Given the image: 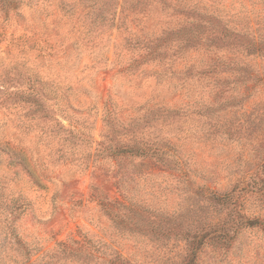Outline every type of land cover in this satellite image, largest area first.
<instances>
[{
    "label": "rangeland",
    "instance_id": "374dc122",
    "mask_svg": "<svg viewBox=\"0 0 264 264\" xmlns=\"http://www.w3.org/2000/svg\"><path fill=\"white\" fill-rule=\"evenodd\" d=\"M230 1L215 0L227 15L234 12ZM153 3L148 27L163 15L162 4ZM230 3L237 8L235 0ZM56 4L22 0L6 16L0 12V202L6 207L0 210V264H85L84 256L59 251L60 244L81 237L101 239L124 259L147 264L153 258L148 237L129 233L125 220L116 226L103 202L154 206L168 216L194 207L201 220L225 212V205H216L213 213L214 206L191 199L188 188L231 192L240 213L261 223L242 229L228 250L204 249L200 264H264V191L247 177L264 157V81L258 78L264 76V61L236 56L247 68L229 78L228 98L214 103L208 89H200L202 79L199 95L190 90L184 95L159 81L162 74H154L160 70L151 63L128 68L129 55L121 48L125 33L115 32L117 21L95 32L86 21L83 32ZM248 74L256 78L244 81ZM186 98L196 104L185 107L175 141L186 178L176 167L147 176L149 163L115 160L104 150L127 143L144 103L163 108ZM167 132L150 127L145 138H164ZM6 216L10 223L3 222ZM88 264L106 263L99 257Z\"/></svg>",
    "mask_w": 264,
    "mask_h": 264
},
{
    "label": "trees",
    "instance_id": "16d2710c",
    "mask_svg": "<svg viewBox=\"0 0 264 264\" xmlns=\"http://www.w3.org/2000/svg\"><path fill=\"white\" fill-rule=\"evenodd\" d=\"M204 1L56 0V6L62 17H75V24L83 28V32L87 27L86 21H89L88 25L94 32L113 28L110 24L117 21L119 24L116 22L115 32L125 33L122 38L125 44L121 48L129 55L128 68L138 70L140 66L151 63L154 69L160 70V73H153L158 76L162 74L159 81L167 82L169 87L172 84V91L181 90L184 95L189 90L192 94L199 95L201 90L197 92V85L201 83V79L205 80L204 85H199L200 89H208V97L215 103L229 97V91L224 88L229 85V78L234 74L238 77L243 70L244 73L246 71L247 63L236 56L244 55L264 61V0H235L237 8L230 3L231 0L229 9L233 8L234 12L228 15L221 12L222 3L215 0ZM153 2L162 4L163 15L158 17L151 28L148 26L154 21ZM21 3L22 0H0V12L6 16L9 10H16ZM126 37L129 38L125 40ZM200 56H206V59H201ZM260 77L264 81V76L258 78ZM255 78L248 74L244 81L249 82ZM186 99L188 102L182 100L175 105L166 103L163 108L158 102L144 103L143 114L131 125L133 131L126 130L131 134L127 143L122 142V145L114 148L107 146L104 150L115 160L138 159L140 166L149 163L145 172L147 176L176 167L180 175L186 178L188 170L175 142L179 141L183 131L185 107L194 108L196 104L192 98ZM190 101L192 104L187 105ZM33 106L39 105L34 102ZM37 110L39 109L34 108L33 112ZM107 113L105 110V118ZM150 127L167 128L169 136L161 138L158 135L147 140L145 132ZM138 131H141L139 136ZM263 171L264 157L247 175L248 180L253 179L258 183L259 192L264 191V178L261 176ZM254 186L257 184H252ZM244 190L242 188L240 191ZM189 191L195 195L191 199L197 197L198 200L203 199L208 206L210 204V208L214 206L213 213L216 205H225V212L221 210L218 216L201 220L199 215L196 216L197 210L194 207L188 208L183 214L175 212L168 216L154 206L134 209L133 205H126L125 200H106L102 204L107 214L114 217L116 226L125 220L129 233L148 237L153 258L147 264H200L199 256L204 249L228 250L242 229L261 224L257 219H249L240 213L237 198L231 192L217 194L207 190L201 194L188 188L186 192ZM0 210H6L1 202ZM120 210L128 213H121ZM11 214L12 212L9 213ZM3 222L11 221L6 216ZM59 251L84 256L85 264L99 257L106 264H135L124 259L118 250L101 239L93 243L90 239L81 237L80 240L60 244Z\"/></svg>",
    "mask_w": 264,
    "mask_h": 264
}]
</instances>
